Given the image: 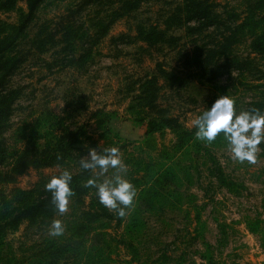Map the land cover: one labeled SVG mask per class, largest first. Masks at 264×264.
Instances as JSON below:
<instances>
[{
  "label": "rangeland",
  "instance_id": "rangeland-1",
  "mask_svg": "<svg viewBox=\"0 0 264 264\" xmlns=\"http://www.w3.org/2000/svg\"><path fill=\"white\" fill-rule=\"evenodd\" d=\"M84 1L41 0L31 12L29 0H17L14 10L1 12L13 40L0 53V94L14 100L2 129L9 149L35 155L52 141V130L57 136L81 134L80 159L89 148L117 146L137 195L144 168L162 160L161 152L175 155L179 181L168 200L141 212V232L125 231L136 199L126 217L110 211L112 220L93 224L91 233L81 230L84 250L102 248L110 264H264V143L254 164L234 161L226 142L175 154L176 138L167 129L154 135L159 151L150 152L143 145L142 120L154 114L137 103L142 86L162 65L172 77H159L158 104L185 129L192 130L195 118L221 95L231 96L237 111L264 110V55L254 53L250 35L237 29L255 11L254 0H104L85 8ZM198 3L209 10L206 21L197 19ZM29 14L16 37L12 28ZM256 14L264 18V8ZM101 21L111 25L104 36ZM152 28L156 31L144 41L140 30ZM104 115L111 120L99 129ZM77 162L32 167L0 189H44L64 169L76 174ZM94 197L81 204L70 200L68 210L50 221L8 232L5 256L17 264H38L47 256L48 240L59 238L49 235L51 222L59 219L69 233L70 225L85 219ZM74 256L58 264H81Z\"/></svg>",
  "mask_w": 264,
  "mask_h": 264
},
{
  "label": "trees",
  "instance_id": "trees-1",
  "mask_svg": "<svg viewBox=\"0 0 264 264\" xmlns=\"http://www.w3.org/2000/svg\"><path fill=\"white\" fill-rule=\"evenodd\" d=\"M40 1L29 0L31 12L34 11ZM101 1L104 0H85L81 7L85 8ZM16 3L17 0H0V14L1 12L14 10ZM252 3L251 8L255 9V11L250 12L243 20H238L241 23L237 26V29L243 35L246 33L250 35L252 39L251 49L254 53L264 55V18L259 19L256 14L257 10L264 8V0H254ZM202 5L203 3H198L200 13L197 19L206 21L209 10L203 8L204 5ZM80 9L82 10L83 8ZM31 17L30 14L24 15L20 20V24L12 28L15 31L16 37L23 32ZM110 26V23L104 24L101 21L100 27L103 28L102 36L108 32ZM155 31L153 28L150 30L141 29L140 36L144 41H148ZM69 33L66 32L65 37H69ZM10 41L13 40H11L6 27L3 26L0 19V53L11 47L12 43ZM159 77L167 79L168 77H172V74L162 65H159L158 74L145 82L141 88L140 95L137 97L138 106L142 111L154 114V117L147 120V122L146 119L142 120L143 124L147 123L143 145H146L150 149V152H158L154 135L163 134L167 129L171 130L176 138V142L172 148L175 154L181 153L186 155L195 149L200 150L202 144L217 147L224 143L225 141H223L221 136H218L212 144L197 141L194 138L195 127L192 130L183 128L177 119L170 117L159 106L160 89L157 86ZM13 102L14 100L10 94H0V184L14 185L17 179L32 167L65 166L76 164L78 163L77 160L80 161V157L76 155V151L82 143L80 141L81 134L77 132L68 133L63 136L59 134L57 136L52 130L49 134L52 141L46 142L42 150L35 155L26 149L10 150L2 137V129L10 118ZM103 119L98 124L99 129H107L106 125L111 120V116L104 115ZM161 153L163 156L162 160L156 161L154 165L148 164L143 170L144 176L141 184H139L141 190L138 192L136 198L135 209L129 216V221L125 227L128 236H135L136 233L143 230L144 222L141 219V212L146 209H154L157 204L168 200L170 195H172V185L176 184V181H179L178 173H181L179 167L177 168L176 164L172 165V161H174L172 157L175 155L167 151ZM11 159H13V162L10 168L2 172V167ZM150 159L152 160L153 157ZM72 176L71 187L73 188L74 195L70 200L78 201L81 204V202L84 203L83 199L86 196L90 194L96 196L95 189L84 186L87 180L91 178L90 172H84L79 167L78 172ZM58 214L51 204V193L45 188L23 190L14 187L9 193L0 189V264H17L14 258H8L4 254L8 232H16L24 223H28L31 226L46 223V221H50ZM84 216V220L74 222L69 226V233L65 232L58 239L51 238L52 240H48L47 247L44 250L47 256L42 257L38 264H58L60 260L71 253L75 255V258H82L81 264H110V260L105 256L102 248L93 246L89 251L84 250L85 242L82 238L83 236H79L82 229H86L85 233H91L96 229L93 228V224L103 225L101 224L102 220H112L110 210L105 208L97 197H94L90 204L89 212L84 213ZM86 221L87 223L85 224ZM43 259H49V261L45 262Z\"/></svg>",
  "mask_w": 264,
  "mask_h": 264
},
{
  "label": "clouds",
  "instance_id": "clouds-1",
  "mask_svg": "<svg viewBox=\"0 0 264 264\" xmlns=\"http://www.w3.org/2000/svg\"><path fill=\"white\" fill-rule=\"evenodd\" d=\"M193 124L197 141L212 144L221 136L234 161L256 162L259 146L264 143V110L252 107L237 111L234 99L221 95L195 118ZM79 167L91 173L84 186L95 189L99 202L118 217H126L134 207L137 189L126 178L127 166L121 159L120 149L117 146L99 150L89 148L86 158L80 159ZM72 180V173L64 169L52 175L45 184V189L51 193V204L59 214L68 210L74 195ZM48 231L53 237L63 235L62 221L53 220Z\"/></svg>",
  "mask_w": 264,
  "mask_h": 264
}]
</instances>
